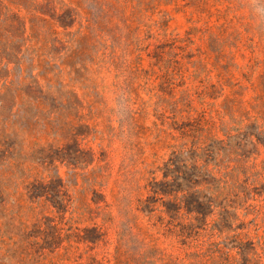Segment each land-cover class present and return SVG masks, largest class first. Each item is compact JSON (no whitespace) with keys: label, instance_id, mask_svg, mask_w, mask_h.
<instances>
[{"label":"rangeland","instance_id":"obj_1","mask_svg":"<svg viewBox=\"0 0 264 264\" xmlns=\"http://www.w3.org/2000/svg\"><path fill=\"white\" fill-rule=\"evenodd\" d=\"M257 129L264 0H0V264H264ZM174 151L232 221L140 209Z\"/></svg>","mask_w":264,"mask_h":264},{"label":"trees","instance_id":"obj_2","mask_svg":"<svg viewBox=\"0 0 264 264\" xmlns=\"http://www.w3.org/2000/svg\"><path fill=\"white\" fill-rule=\"evenodd\" d=\"M251 134H254L257 140L264 144L260 129ZM185 165V160L181 158L178 152L174 151L173 155L164 164L163 178L151 180L152 194L142 201L140 209L154 211L156 203L162 200L164 210L169 214V224L176 225L174 222L185 208L189 213L205 214L201 217L203 224L201 227L206 228L205 226L208 224L206 211L210 209L209 212H212L214 206H219L222 220L225 222L230 221L231 217L236 215L237 207L234 202L238 193L232 192L228 181L213 175L209 169L205 167L201 169V181H199L200 173L197 175L189 174L184 169ZM223 181L224 184H222ZM189 182L195 185L187 184ZM203 184H206L205 190L193 187ZM100 236L101 234L97 233L90 240L96 241L101 238ZM201 264L227 263L217 261L213 257H204L201 259Z\"/></svg>","mask_w":264,"mask_h":264}]
</instances>
